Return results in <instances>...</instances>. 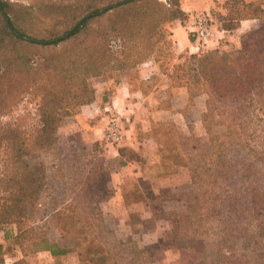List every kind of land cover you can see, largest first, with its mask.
<instances>
[{
    "label": "trees",
    "instance_id": "obj_1",
    "mask_svg": "<svg viewBox=\"0 0 264 264\" xmlns=\"http://www.w3.org/2000/svg\"><path fill=\"white\" fill-rule=\"evenodd\" d=\"M109 6L114 9L103 11ZM224 9L214 11L221 30L234 31L246 19L264 22L260 1L226 0ZM62 13L56 32L36 37L28 31L24 13L10 0H0V112L21 100L14 73L36 76L43 68L47 79L37 87L41 99L31 115L33 125L27 126L25 113L0 126V231L5 241L14 240L6 249L0 240V264H46L41 253L50 257L49 264H144L151 259L150 249L137 247L130 255L106 225L93 180L106 175L102 158L87 165V177L66 184L76 194L69 212L55 208L63 227L81 221V215L85 219L87 227L72 246L47 236L48 222L43 220L48 207L41 200L51 181L48 168L57 165L58 134L67 119L99 95L104 106L123 81V74L115 78L114 73L135 68L149 57L167 73L171 91L187 88L188 108L196 96L207 95L201 120L208 143H195L173 120L153 121L145 134L157 141L165 173L186 166L199 186L188 198L187 210L174 213L181 217L187 244L198 245L203 254L202 261L185 264H264V151L252 141L254 133L264 129L256 118V110L264 112V29L245 32L240 47L229 52L186 50L192 61L188 65L185 54L175 55L171 41H165L164 23L188 17L182 0H82L80 8L65 5ZM24 47L49 50L42 56L43 67L35 64L38 59L29 56L28 49L21 51ZM162 55L176 56L177 63L165 67ZM97 78L108 79L102 91L92 85ZM35 84L32 76L25 87ZM118 151L121 166L146 163L132 148ZM170 195V189H162L150 199Z\"/></svg>",
    "mask_w": 264,
    "mask_h": 264
},
{
    "label": "rangeland",
    "instance_id": "obj_2",
    "mask_svg": "<svg viewBox=\"0 0 264 264\" xmlns=\"http://www.w3.org/2000/svg\"><path fill=\"white\" fill-rule=\"evenodd\" d=\"M14 3L15 7L21 10L26 18V24L28 27V31L36 36V37H47L50 33L56 32V26L58 25V21H60L64 14L62 13V7L65 5L72 7L73 9L80 8L82 0H10ZM166 2L167 0H160ZM226 0H215L216 6L213 8L212 12L208 11H199L191 14L192 17V29L191 33L194 36L195 45L194 52H198L200 50L202 53L207 52L209 50H214L218 48L221 52H229L233 49L240 47L241 36L245 33H242L239 37H232L225 40V38H216L217 32L225 31L219 29V20L217 15L214 13L215 10L225 12ZM248 1H260L264 6V0H248ZM70 4V5H69ZM218 4V6H217ZM114 6V5H113ZM113 6L106 7L103 11H111L113 10ZM146 9H149L147 6ZM72 10V9H71ZM206 14L211 18L212 28H213V36L209 43L206 45H201L197 50L196 44L199 42V39L194 32V23H195V15L196 14ZM189 17V15H188ZM187 17V19H188ZM183 19V18H182ZM175 19L173 21H167L164 23V30L166 34V43L169 44L171 41L173 52L175 55L178 53L175 52L174 49V38H173V24L176 22H180L184 24L187 19ZM258 20V19H257ZM260 21V20H259ZM1 22V15H0ZM257 28L264 29V22L260 21V24ZM256 29V28H254ZM253 30V29H251ZM249 31V30H248ZM230 32V31H229ZM247 32V31H246ZM189 34V35H190ZM113 48H118L113 47ZM165 48V46H164ZM167 48V47H166ZM28 49L29 56L32 54V57H36L37 65L43 67V54H48L49 50H43L38 48H22L21 51H25ZM161 53V52H159ZM193 53V52H192ZM9 54V53H8ZM7 54V55H8ZM40 54V55H39ZM185 54V51L179 53ZM185 54L184 64L192 65L191 59L187 58ZM41 56V57H40ZM161 60H164V65L167 68L172 67V65L176 62V56H164L162 55ZM153 61L154 65L157 64L154 61L153 57L147 58L144 62L140 63L135 68L124 71V73L116 72L114 73L115 78H120L121 74L126 78H129L131 81H146L144 80L143 74L147 71L146 74L152 73V65L146 66L141 70V66L148 62ZM182 61V63H183ZM161 72L167 74L166 72ZM32 74V76L36 79L35 86L31 88H26L25 84L29 83L32 79V76L28 72H20L19 74L14 73L13 75L18 79V85H20V89L22 93L18 99H21L17 105L7 110H2L0 112V126L8 124L14 117L19 115H28L26 124L28 127L33 125L35 120L31 118V115H34L39 99H41V95L38 93L39 90L37 87L43 83H46L47 79L44 76L45 72L43 68L38 73ZM152 75V74H151ZM155 78L153 79V83L151 82L148 85L147 90H153L156 86L159 85L161 81V77L159 75H152ZM151 78V77H150ZM149 78V80H150ZM152 79V78H151ZM19 81L22 83L19 84ZM25 83V84H24ZM108 84V79L97 78L92 81V85L96 90L102 91L105 89ZM177 89V88H175ZM151 90V91H152ZM38 93V94H37ZM179 95L177 92L171 94L169 99L178 100ZM207 96V95H206ZM155 104V103H154ZM167 105L171 104L170 100L166 101ZM156 105V104H155ZM154 105V107H155ZM157 106V105H156ZM206 107L204 108L205 111ZM30 113V114H28ZM110 114L111 118L119 119V114H115L107 111V114ZM257 113V122L260 123V127L264 128V112L260 110H256ZM134 117L138 120V116L134 114ZM147 116L143 115V118L146 119ZM73 119V117H71ZM109 118V120L111 119ZM120 123H122V119H119ZM164 121V120H163ZM160 120V122H163ZM169 121V120H166ZM195 120L193 115H190L189 122L187 126L180 125V130L192 136L195 143L206 144L209 142V137L206 133V130L203 126V123ZM67 123V121L65 122ZM64 123V124H65ZM71 123V125H70ZM137 123H140L139 120ZM68 132H59V142L57 147V155H56V163L54 167L48 168V172L51 178V181H48L46 184L45 191L42 194L41 200L47 205V213L43 221L48 222L49 231L47 236L52 239H59V241L66 246H72L75 241V237L79 236V232L83 229H86L87 225L85 223V219L83 215H81L79 222H70L67 227H63V225L58 221L57 212L55 208H61L60 210L63 213H68V206L74 204V198L76 196L75 192H72L71 189L66 188V184H68L72 179L77 177L85 176L87 177V165L95 163L96 159L102 158L106 175L96 176L94 180L95 191L97 192V201L104 212L106 225L107 227L114 231L117 237L124 242L125 247L130 255L134 254L135 248L139 247L141 249H150L151 259L144 264H185V263H198L202 261L203 254L200 251V247L198 245H189L185 241L182 233V225L180 223L181 217L178 214L179 212H184L187 210V200L189 197L194 195L199 191V186L197 183L189 182L186 184H182L176 187L170 188V196L168 199H165L164 196L169 194L162 193L164 195L162 199L159 200H151V196H155L152 190L148 191L149 185L144 184L143 187L146 190L147 194L149 193V214L147 216H136L129 215L126 220L120 222L116 216L109 214L107 198L113 194L112 186L108 185L110 178V173L121 167L119 158H116L113 165H109L106 162L105 158L106 152L105 148L100 146L95 147V144L91 143L86 134H82L81 131L76 130L75 127L71 130V126L75 125V120L68 121ZM123 125V124H122ZM108 127V125H107ZM122 127V126H121ZM217 131L222 130L223 128L220 126H215ZM123 131V127H122ZM124 137V134H123ZM254 139L252 140L254 144H258V146L264 151V129H258L256 133H254ZM88 139V140H87ZM123 139V138H122ZM107 141V140H106ZM122 141V140H121ZM120 141V142H121ZM112 144H118L120 142H111ZM51 158L55 156L53 154L50 155ZM55 159V160H56ZM49 167L51 166L50 162H47ZM111 164V161L109 162ZM58 164L60 167H58ZM0 169H2L0 167ZM264 180V179H263ZM264 183V181H263ZM160 194V192L158 193ZM151 198V199H150ZM66 207V209H65ZM64 209V210H63ZM146 219V222L143 224L142 220ZM42 221V222H43ZM70 230V231H69ZM4 233L0 231V240H4ZM5 245V249L8 245L14 243V240L10 237L7 239ZM20 254V252H19ZM40 257L44 260L46 264L51 262L50 257L41 253ZM9 263L12 261L10 259L7 260ZM66 264H75L73 261H68Z\"/></svg>",
    "mask_w": 264,
    "mask_h": 264
},
{
    "label": "crops",
    "instance_id": "obj_3",
    "mask_svg": "<svg viewBox=\"0 0 264 264\" xmlns=\"http://www.w3.org/2000/svg\"><path fill=\"white\" fill-rule=\"evenodd\" d=\"M215 6V0H182V8L189 17L184 24L180 22L173 24L175 52L178 54L186 50L194 52L195 41L191 40L189 36L192 29L191 14L199 11L212 12ZM259 24L260 21L257 19H246L234 31L217 32L216 38L217 36L218 38H225V40L229 37L236 38L248 30L257 28ZM149 65H152L153 72L146 74V71L143 74L146 81H131L125 76L104 106L101 104L103 100L99 95L95 103L83 107L73 119H67V123L70 120L71 122L75 120V125L71 126V130L75 127L83 135L86 134L91 143H98L105 148L107 164L113 165L115 159L120 158L119 147L132 148L146 159V163L137 161L127 163L110 173L107 184L112 186L113 194L107 198L108 211L106 212L116 216L120 222L134 213L147 216L151 212L148 204L149 193L147 194V189L143 187L144 184L149 185V192L152 190L154 194H158L162 189H170L191 182L190 173L186 166H177L174 172L165 173L158 155L157 141L152 136L145 135L150 130L152 122L173 120L179 127L180 125L187 126L191 114L195 120H201L206 106L207 96L201 94L194 98V104L188 108L189 94L187 88L181 86L171 91L168 75L161 72L153 61L144 63L141 70ZM151 74L159 75L161 81L158 86L153 90L151 89L152 91H148V85L153 83L155 78ZM169 91L173 94L177 92L179 99H169L171 97ZM167 100L171 101L170 105L166 104ZM108 110L119 114V119L121 118L123 121L120 124L123 127L124 137L118 144H112L105 138L109 118H111L110 114H107ZM134 114L139 117L140 123H137L138 120ZM143 115L147 116L146 119L143 118ZM67 123L61 127V132H68ZM75 264L79 263L75 262Z\"/></svg>",
    "mask_w": 264,
    "mask_h": 264
},
{
    "label": "built area",
    "instance_id": "obj_4",
    "mask_svg": "<svg viewBox=\"0 0 264 264\" xmlns=\"http://www.w3.org/2000/svg\"><path fill=\"white\" fill-rule=\"evenodd\" d=\"M194 19V32L199 39V42L196 44L198 50L201 45H206L210 42L213 36V28L211 18L206 14H196ZM105 138L111 142H120L122 140L123 131L119 119L113 117L109 120Z\"/></svg>",
    "mask_w": 264,
    "mask_h": 264
}]
</instances>
